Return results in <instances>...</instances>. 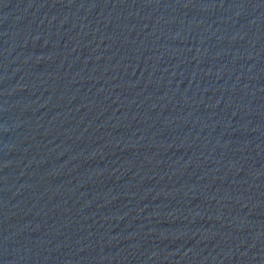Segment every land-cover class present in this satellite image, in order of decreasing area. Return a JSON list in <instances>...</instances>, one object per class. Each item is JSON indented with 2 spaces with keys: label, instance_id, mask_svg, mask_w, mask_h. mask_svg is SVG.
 <instances>
[{
  "label": "water",
  "instance_id": "95a60500",
  "mask_svg": "<svg viewBox=\"0 0 264 264\" xmlns=\"http://www.w3.org/2000/svg\"><path fill=\"white\" fill-rule=\"evenodd\" d=\"M0 264H264V0H0Z\"/></svg>",
  "mask_w": 264,
  "mask_h": 264
}]
</instances>
